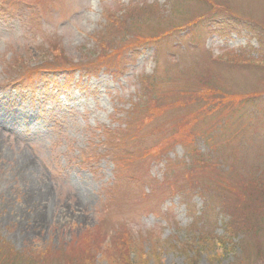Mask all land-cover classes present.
Returning a JSON list of instances; mask_svg holds the SVG:
<instances>
[{
  "label": "rangeland",
  "instance_id": "rangeland-1",
  "mask_svg": "<svg viewBox=\"0 0 264 264\" xmlns=\"http://www.w3.org/2000/svg\"><path fill=\"white\" fill-rule=\"evenodd\" d=\"M257 33L264 0H0V264H264ZM184 82L263 98L171 141Z\"/></svg>",
  "mask_w": 264,
  "mask_h": 264
},
{
  "label": "trees",
  "instance_id": "trees-1",
  "mask_svg": "<svg viewBox=\"0 0 264 264\" xmlns=\"http://www.w3.org/2000/svg\"><path fill=\"white\" fill-rule=\"evenodd\" d=\"M254 33H255V31H253V35H254ZM254 37H256L259 46L263 45L264 34L262 35V33L261 34L257 33ZM259 55L260 54H258L256 56H259ZM250 59H252V62L254 59L264 61V56H261V57H255L254 56L253 58H250ZM168 79H169L168 81L170 82L171 77H168ZM194 87H195L194 84L190 85L187 82H184L183 88L181 90L183 92L185 91V93L189 94L190 98L193 97L196 100H199L200 102L204 101V103H203L204 105L202 106L200 111L196 114V116L193 114L194 115L193 118L191 115L190 116L187 115V117L184 120H181L179 123L173 125L174 128H173V131H172L171 136H170L171 141H175L176 140L175 137L177 136V134L181 133V131H184L185 128H186V131H185L186 132V136H185L186 138H185V140H182L184 142L185 141L186 142L192 141V143H193L195 141V139L197 138V136H206L207 140H211V139H213L212 132L209 135L210 139H209V136H207V135L210 131L213 130L212 125H213V123H215V117L217 119H219L218 115L220 114L222 116V118L224 119V117H226L230 113H233L234 111L238 110L239 107L245 105L246 102L249 103V101H254L255 99H262L263 98V97H259L260 95H262V93L261 94H255L252 96L251 95H244L243 96V95H238V94H233V95H229V96L227 95L226 98L223 96V98L215 100L216 104L217 103L219 104V103H222L226 99V101H225L226 104L218 106V105H213V104H210L207 102V99H209V98H205V96L209 95L208 93H206L207 90L200 89L198 91H194ZM142 92H144V91L142 90ZM200 97H201V99H200ZM240 110L241 109H239L238 112ZM201 113H203V114H201ZM185 121H186V124L183 126V123ZM227 136H230L229 137L230 139L235 138L236 132H235V134H229ZM187 137H188V139H187ZM181 142H179V144H181ZM173 144H175V143H173ZM165 147L168 148L171 146H165ZM227 154H228V152H227ZM187 157H189L190 159H192L194 161L195 165L192 166V167H194V169H200L201 171H203L202 168L205 164V160L201 161V158H199V155L196 151L193 150V152H190L187 155ZM225 157L227 158V156H225ZM226 167H227V165L224 166V168H226ZM262 188H264V185ZM237 233H240V232H237ZM234 234L231 237H234ZM207 235L212 236V233L206 232V236ZM119 238L121 240H123V237H119ZM124 240H125V238H124ZM219 241L220 240H218V241L214 240V243L217 245V248H215L217 253H219L222 250V248H220L222 246V243H219ZM113 245H115V244H113V241H111V245L108 247V249H111L112 247H114V250L118 251V255H114V256H112V258H108L105 255H102V257H104L107 260V263H108V261H109V264H139V263H141L142 258L139 256L140 253L137 249L136 244L133 246L131 244L127 246L126 242H124V243L121 242V244H119L121 246H119V245L113 246ZM108 249L105 248L104 250H106L107 252L110 253L111 251H109ZM89 250L90 249H87L86 252H88ZM104 250L101 252L104 253ZM101 252H100V255H101ZM84 255H86V253ZM85 257L82 258V261H84L85 263L88 262L90 264L91 260H88ZM8 258H9V256H6V255L4 256V259H8ZM130 258H131V261L129 260ZM193 259H194L193 257H190L189 262ZM69 262H71V261H69Z\"/></svg>",
  "mask_w": 264,
  "mask_h": 264
},
{
  "label": "bare ground",
  "instance_id": "bare-ground-1",
  "mask_svg": "<svg viewBox=\"0 0 264 264\" xmlns=\"http://www.w3.org/2000/svg\"><path fill=\"white\" fill-rule=\"evenodd\" d=\"M31 189H33V187H30ZM29 188V189H30ZM33 191V190H32ZM35 194V193H34ZM36 195V194H35ZM45 196V195H44ZM44 196L43 195H40V194H38L37 195V198H38V200L40 199V201H43L44 200ZM36 212L38 213V209L36 210ZM35 216V215H34ZM38 219H40V218H38ZM42 220V222H43V220L44 219H41Z\"/></svg>",
  "mask_w": 264,
  "mask_h": 264
}]
</instances>
